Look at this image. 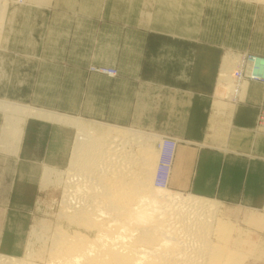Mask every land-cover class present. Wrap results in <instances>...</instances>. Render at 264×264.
Listing matches in <instances>:
<instances>
[{"label": "rangeland", "instance_id": "374dc122", "mask_svg": "<svg viewBox=\"0 0 264 264\" xmlns=\"http://www.w3.org/2000/svg\"><path fill=\"white\" fill-rule=\"evenodd\" d=\"M261 1L0 0V102L55 114L61 113L52 112L45 108H62L77 114L79 111L82 112L92 106L91 101L94 90H96L93 87L94 77L101 80L102 86L108 85L109 80L115 81L118 78L119 72L115 69L116 66L113 68L94 62L95 60H93L92 56L62 57L54 54L57 51L56 49L61 47V41H63L65 46L67 43L69 46L72 40V38H65L60 41L59 33L56 31H49L48 35L47 27L49 26L50 28V21L57 19L59 16L56 14L57 11L60 12V15H78L79 18L85 20L84 27L92 26L87 21L90 17L98 19L95 21L97 23L99 19H101V22H113L112 20L124 21V18L128 17L132 19L133 26L136 27H140L141 17L153 18V24L150 25L152 28L158 27L160 30L167 31L173 29L175 31H186L191 27V31H195L198 39L200 38L202 42L205 37L213 39V41L219 40L221 37H228L230 40H238L241 43L243 52L227 50L220 55L213 79L215 97L212 99V104L214 107L207 126L212 133L213 141L221 139V142L224 143L223 147L231 144V148L235 149L226 148L227 150L254 149L257 155L264 157V130L260 129L258 125L259 117L264 112V65H261L263 68L261 73L263 74L259 72L255 75L261 81L259 79L250 81V72L247 64L249 58H255L256 64L257 62H259L258 64L264 62L263 57L249 53L250 51H256L264 54V0ZM10 18L12 19L9 20ZM82 34L85 38L84 47L87 48V45L91 44L89 39H93L94 34L87 31ZM57 42L59 43L58 45ZM198 42L200 41L198 40ZM46 52H49V54H46ZM99 58L102 61L105 60L104 56ZM80 59L85 64L84 66H76V63H80ZM233 63L234 65H232ZM227 64L228 66H226ZM67 66L70 68H84V71H62ZM246 66L247 71H245ZM226 67H230L229 71H232V74L227 72L228 68ZM233 67L234 69H232ZM60 68L62 70H59ZM237 70L241 71L242 74L246 73V78L242 82L236 77L233 80L234 72ZM106 71H112L116 75L111 76ZM221 73L225 74H222L225 77H221ZM227 73L228 75H226ZM147 74L150 75V73ZM222 78H225V80ZM223 80L226 84L229 82L230 84L226 85V95L221 97L216 92ZM103 90L106 91V89H102V92ZM107 99L106 97L105 100ZM216 105L222 107L220 113L216 109ZM247 107H252L253 110H249ZM250 111L251 113H249ZM61 115H66L76 120L79 119L78 121L90 124L92 127L102 126L122 133L136 131L154 135L155 138L159 136L174 144L176 143L175 149L178 145V141L169 136H162L148 131H132L129 128L117 125L110 126L96 121H85L81 117H76L77 115ZM25 120L18 123L19 127L17 125L14 128L4 126L1 147L4 145V147L11 148L13 145L17 149L22 138ZM240 126L247 127L248 130H244L247 132V137L237 132L238 129L236 128ZM42 134L44 135V132ZM52 138L60 140L59 134L51 136L50 139ZM158 142L161 141L158 139L149 144L153 150V159H155V161L153 160L155 167L150 170V182L154 188V176L157 173L156 165H158L159 160L157 155L160 153ZM246 142H249V144ZM60 147L59 142L48 144L49 150H47V153H38L39 155L46 154L47 159L45 162L49 166H24L21 169V181L15 185L13 190L14 197L10 199V206L0 210V255L16 259L20 258L24 261L30 260L29 262L34 264H45L50 260L49 253L53 247L52 241H54L58 229L65 230L69 235L79 233L90 240H94L98 236L95 229V231H92L86 228V225H84L85 228L81 227L83 226L81 223V226L78 223L73 225V222H70L66 217L68 216V211L66 210L68 209L70 212L69 207L77 201V198L75 197L76 193H74L75 198H73L72 193L71 198L74 201L72 199L70 201L68 198L66 199L69 195L66 196L67 194H64V182L68 177L67 173L70 168L51 166L53 164H61L60 157L62 154L59 150ZM125 149L126 152L133 151L131 155H140L136 146L127 145ZM174 150L169 153L171 154L170 157H172ZM38 160L44 162L43 159ZM165 164L166 174L163 178V186L172 194L180 193L168 188L169 157ZM46 168L54 171V175L50 177L48 182H44ZM134 168L136 170L141 169V171L145 169L140 164ZM72 172H69L70 176ZM180 194L198 197L189 193ZM77 196H80L79 193H77ZM202 199L215 205L214 209L212 208L215 213L211 211L213 216L208 214L209 218H214V223L212 219L210 221L212 224L208 222V225L211 224L214 229L206 227L210 232L212 231L211 236L209 230L205 232L207 233L206 237L208 235L211 237V240L207 237L209 242L232 254V258L240 259L243 264H264V206L261 209H247L215 199ZM65 200H67V203L69 202L70 206H67V203L66 205L62 204V201L63 203L66 202ZM103 210L109 212L112 208H103ZM211 212L209 211L208 213ZM96 216L98 217L97 213ZM103 217H105L104 222L109 223L108 221H111V219H106L105 215L100 216V214L96 221L98 222L99 220L100 222L99 218L103 220ZM107 225L105 224L106 227H108ZM219 227L220 229H218ZM59 230L58 233L61 231ZM44 244L45 246H43Z\"/></svg>", "mask_w": 264, "mask_h": 264}, {"label": "crops", "instance_id": "0c3cea01", "mask_svg": "<svg viewBox=\"0 0 264 264\" xmlns=\"http://www.w3.org/2000/svg\"><path fill=\"white\" fill-rule=\"evenodd\" d=\"M56 14L60 17L50 21L48 35L49 31H56L60 41L72 40L69 46L61 41L55 55L92 56L94 62L116 66L119 75L115 81L109 80L108 85L103 86L100 79L92 77L96 90L88 111L85 109L75 114L62 108L47 107L46 110L77 115L85 121L172 137L178 145L169 158L168 188L247 209L264 206V157L257 155L254 149L227 150L232 149L231 144L226 142L223 147L221 139L213 141L207 126L214 107L213 79L220 55L227 50L243 52L238 40L221 37L213 41L205 37L202 42L191 27L186 31L152 28L153 18L141 17V25L136 27L128 17L113 22L99 19V26L95 22L98 19L90 17L87 21L92 26L84 27L85 20L78 15H60L58 11ZM85 31L94 34L87 48L82 34ZM249 53L264 58L260 52ZM101 56L105 60L102 61ZM77 65L85 64L80 59ZM62 71L83 72L84 68L67 66ZM102 89L106 91L102 92ZM247 109L253 110L252 107ZM5 122L6 116L0 111V210L10 206L24 166H49L45 162L46 154H38L47 153L48 144L59 142L61 145V164L51 166L68 167L76 136V131L69 126L28 118L21 141L17 149L12 150L1 147ZM236 129L240 135L248 136L244 131L248 130L247 127ZM57 134L59 141L50 139Z\"/></svg>", "mask_w": 264, "mask_h": 264}, {"label": "bare ground", "instance_id": "6f19581e", "mask_svg": "<svg viewBox=\"0 0 264 264\" xmlns=\"http://www.w3.org/2000/svg\"><path fill=\"white\" fill-rule=\"evenodd\" d=\"M251 60H254L253 65L256 64L255 58ZM247 64L250 72L252 63ZM260 65H264V62H260ZM223 75L221 77H225ZM224 80L216 92L221 97L226 95V85L230 84H226ZM216 109L220 113L222 107L216 105ZM0 111L6 116L5 127L8 128H14L16 125L19 127L18 123L25 119L37 118L69 126L76 131L68 166V171L73 172L70 176L67 171L68 177L64 182V194L69 196L64 197L72 201L73 193L72 196L76 197L77 201L70 206L67 200L64 203L63 200L62 204L67 203V206H70V212L67 209L69 213L65 216L73 225H86V228L92 231L95 229L98 236L90 240L79 233L69 235L65 230L58 229L60 232L57 230L52 241L50 260L45 264H243L240 259L232 258V254L218 245H212L209 235V239L206 237V230L213 228L210 221L213 220L214 223V218L208 216L214 212L213 203L199 197L172 194L163 186L165 161L167 155L173 151L165 147L164 142L167 139L136 131L122 133L102 126L92 127L66 115L5 102H0ZM158 139L161 142H158L160 153L157 155L159 160L154 176V188L150 182V170L155 167V159L149 144ZM126 144L136 146L140 155H131L133 151L126 152ZM10 149L16 150V147L12 145ZM139 164L145 169L136 170L134 167ZM53 175L54 171L46 168L44 182H48ZM77 193L80 196H77ZM101 200L104 203L100 202ZM103 208L112 210L105 212ZM209 211L212 212L208 213ZM96 213L98 217L99 214L105 215L106 219L111 221L107 220L109 223H106L103 217V220L99 218L102 222H97ZM208 222L211 224L208 225ZM105 224H108V227ZM207 226L209 229H206ZM81 227L79 228L82 229ZM209 234L211 236L212 231ZM29 261L0 255V264H34Z\"/></svg>", "mask_w": 264, "mask_h": 264}, {"label": "built area", "instance_id": "2783aa9c", "mask_svg": "<svg viewBox=\"0 0 264 264\" xmlns=\"http://www.w3.org/2000/svg\"><path fill=\"white\" fill-rule=\"evenodd\" d=\"M248 61L250 62V63H252L251 64V67L249 68V70H250V76H249V80L250 81H257L259 78L258 77H256L255 75H257L259 72L261 73V71L263 70V68L261 67V65L260 64H254L253 65V63H254V60L252 61L250 58L248 59ZM256 62V61H255ZM253 65V66H252ZM246 71H247V66H246ZM109 75H111V76H115L116 74L114 73V72H112V71H106ZM106 73V74H107ZM234 78L236 77L239 81H243L245 78H246V73L245 74H242V72L241 71H239V70H237V71H235L234 72ZM261 74H263V73H261ZM261 81V80H260ZM259 123H258V125H259V128L260 129H262V130H264V112L263 113H261V115H260V117H259V121H258ZM165 143V147H167V148H169V149H171V150H174V146H175V144L174 143H172V142H170V141H165L164 142ZM173 152V151H172ZM171 152V153H172ZM170 155L171 154H169V155H167V157H169L170 158ZM264 209V208H263Z\"/></svg>", "mask_w": 264, "mask_h": 264}]
</instances>
